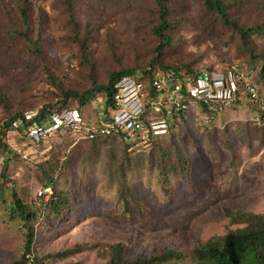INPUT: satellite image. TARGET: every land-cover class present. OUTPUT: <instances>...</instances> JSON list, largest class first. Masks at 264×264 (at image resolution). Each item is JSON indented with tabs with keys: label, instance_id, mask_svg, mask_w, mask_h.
I'll return each instance as SVG.
<instances>
[{
	"label": "rangeland",
	"instance_id": "374dc122",
	"mask_svg": "<svg viewBox=\"0 0 264 264\" xmlns=\"http://www.w3.org/2000/svg\"><path fill=\"white\" fill-rule=\"evenodd\" d=\"M71 1L78 38L86 39L85 51L75 40L66 0H29V37L42 46L40 58L28 55L23 39L13 36L14 30H24L19 1L0 0V127L8 115L37 111L61 99L53 80L65 90L83 91L105 84L115 70L145 65L154 56L160 42L153 32L158 23L154 0ZM238 1L244 5L240 11L231 9L232 19L239 25L264 24V0ZM204 10L201 0H173L167 17L173 26L168 32L172 44L161 47V61L190 64L196 71L245 62L258 80L255 74L262 59L251 60L238 35ZM247 45L264 57V36L252 35ZM259 93L264 103V85ZM105 98L98 93L81 107L86 122H98ZM68 105L76 107L73 102ZM256 106L241 97L207 116L199 105H192L186 121L178 120L170 136L158 139L165 150L162 161L156 157L160 150L149 145L124 153L121 143L107 141L84 143L74 151L64 131L38 145L26 143L15 132L5 133L11 152L0 150V264L18 260L24 247L23 221L9 218L11 195L25 203L47 200L51 189L41 188L37 166L58 151L73 157L62 185L71 192L72 210L56 223L39 217L32 257L43 264H106L109 247L121 244L128 260L172 250L183 258L165 264H195V247L238 228L229 224L225 208L264 212V145L260 136L238 133L250 120L264 125L255 120L261 111ZM183 160L189 168L186 174ZM165 174L170 195L162 189ZM121 178L131 185L124 196L132 193L134 198L127 208L120 197ZM75 247L77 252L57 256Z\"/></svg>",
	"mask_w": 264,
	"mask_h": 264
},
{
	"label": "trees",
	"instance_id": "16d2710c",
	"mask_svg": "<svg viewBox=\"0 0 264 264\" xmlns=\"http://www.w3.org/2000/svg\"><path fill=\"white\" fill-rule=\"evenodd\" d=\"M18 1L19 15L24 30H14L13 36L18 39H23V41L25 42L23 48L26 50L28 55H30L31 57L36 56L41 58V55L43 56L44 52L42 50V46L38 41L33 40L29 37V0ZM201 1L205 9L204 11L209 14H215L222 20V23L224 25H226L238 35L239 41L240 43H242V47L245 49V51L250 53L251 60L262 59V64L255 74V76L258 78V80L256 79V87L259 90L260 86L264 85V57L260 54L255 55L252 48L247 45V42L248 40H250V37L252 35L264 36V24H252L247 26L239 25L236 19H232L230 17V14H232L231 9H234L235 11L241 10V7L244 5V2L242 1L236 0L230 4L224 3L223 0ZM154 2V12L157 16L158 23L153 28V32L160 39V42L159 45L155 47V54L148 63L142 66H127L115 70L108 75L105 84H93L91 87L83 91H73L69 89L65 90L62 88L60 83H56L53 80L52 85L55 87V90L58 95H60L61 99H57L54 104L43 105L38 110V115L31 121H28L26 125L45 122V120L47 119V115L51 111L68 106V103L70 102H73L80 111L81 107L93 100L98 93H104L106 95V98L104 99V112L107 116H109L111 111L114 109V102L116 97L114 84L122 76L125 75L136 77L144 84L145 89L148 92V96L153 97L155 96V90L152 87V76L156 70H160L164 73L173 72L179 75L183 89H185L189 82L194 78L218 71L216 69L196 71L195 69H192L190 67V64L172 65L165 64L161 61V47L172 44V40L170 39L168 32H170L173 26L169 23L167 17L169 12L171 11L173 0H154ZM66 12L70 17L69 23L71 25L72 31L75 34V40L78 43L80 49L82 51H85L86 39L78 38V30L77 25L74 21L73 5L71 0H66ZM235 64L239 67H249V65L245 62ZM224 69H226V67ZM237 100L239 99H236L233 103H235ZM197 105L201 107V111L207 116H214L216 114L214 112H210L204 105ZM188 111L173 118L170 124L169 131L165 136L171 135V126L174 125L178 120L186 121L184 116L188 113ZM26 112L14 113L7 116L4 125L0 127L2 131V137H0V150L8 149V146L5 143V139L3 138L6 130L12 125L13 122L23 120L24 114ZM261 114H264V112L260 111L259 115ZM242 131H246L247 134H251L250 136H252V134L253 136H260L259 143L261 145H264V125L257 126L250 120L242 123L238 128L239 134H242ZM65 133L68 135L69 139L68 143L66 144L68 145V147L70 146L71 148H73L72 150L74 151L76 149L75 147H79V145H82L84 143L96 145L101 143L103 144L107 141H117L121 143L123 148L125 149L124 153H126V150L128 149H132L138 146V140L124 141L118 135L101 137L94 140H86L77 138L69 131ZM161 137H150L147 143L141 145L143 147H147L149 145L155 149L160 150L161 153L156 155V157H158L159 160L162 161L163 159L160 157L164 156L165 150L162 149V142L158 141V139H160ZM163 143L165 144L164 141ZM168 143L171 145L172 142L169 141ZM8 152L11 151L8 149ZM72 159L73 157L71 156V154L69 155V153H66V151L61 155L58 151L56 154L50 155L49 158L45 159L39 166H37V181L41 185V188L51 189V193L48 196L47 200L41 197L38 202L33 201L31 203H25L20 200L14 193L11 195L12 199L10 202L11 207L9 210V218L12 220L21 219L23 221L24 247L20 258L10 264H43V260H41L40 258H36L35 256H31L35 235L34 224L38 222L40 216L44 217L52 223H56L63 216L65 211L72 210L71 192L67 191L62 186L64 180H66L67 178L66 167L69 165ZM179 160H181V158ZM180 162L183 169L180 170H182L183 174L186 171L189 172V168L186 166L187 161L183 160ZM149 163H151V158H149ZM162 178L164 183L162 189L165 194L170 195V187L167 185L169 181L168 174H165ZM121 179L123 180V182H121L120 185L122 186L124 192H121L120 197L122 201H124V204L127 208L129 204L128 202H134V198L131 192V194H129L128 196H124L126 190L129 188L131 189V185H127L124 183L125 178ZM224 214L228 218L229 224L237 225L238 228L231 229L224 235L212 236L203 244L195 247L192 250L193 262L195 264H264V212L253 213L241 210L233 211L225 208ZM109 248L111 254L110 259L106 262V264H165L169 261L181 260L183 258V255L179 252L166 250L164 253H161L157 256L137 257L134 260H128L123 256L124 247L121 244H115L110 246ZM77 250L78 248L75 247L73 249L58 253L57 256L65 257L77 252Z\"/></svg>",
	"mask_w": 264,
	"mask_h": 264
},
{
	"label": "built area",
	"instance_id": "2783aa9c",
	"mask_svg": "<svg viewBox=\"0 0 264 264\" xmlns=\"http://www.w3.org/2000/svg\"><path fill=\"white\" fill-rule=\"evenodd\" d=\"M155 96L149 97L144 84L136 77L122 76L115 84L114 109L109 116L104 111L98 114V122L88 123L79 109L68 105L51 111L42 123L26 125L38 115L27 111L24 119L15 121L6 130L15 132L26 143L38 145L61 131L70 132L79 139L94 140L118 135L124 141L145 144L150 137L165 136L174 117L188 111L192 105H204L210 112L226 109L236 99L247 98L264 112L254 73L248 66L236 64L194 78L183 89L179 75L156 70L152 76ZM264 124V114L256 116ZM2 131L0 129V137ZM46 192L47 189H45Z\"/></svg>",
	"mask_w": 264,
	"mask_h": 264
}]
</instances>
